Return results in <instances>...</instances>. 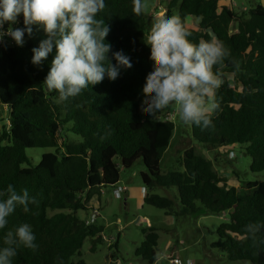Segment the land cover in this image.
Segmentation results:
<instances>
[{"label": "trees", "instance_id": "trees-1", "mask_svg": "<svg viewBox=\"0 0 264 264\" xmlns=\"http://www.w3.org/2000/svg\"><path fill=\"white\" fill-rule=\"evenodd\" d=\"M164 6L165 16L181 17L193 43L219 40L230 52L218 66L222 84L216 90L219 109L209 114L212 127L189 125L193 140L206 149L240 145L252 159L251 172H264V4L244 12L220 7V0H164ZM97 18L110 28L108 59L115 64L112 53L122 50L133 67L121 69L115 81L105 78L66 101L43 83L55 49L42 65L31 64L32 49L46 38L42 30L33 26L23 47L0 46V103L10 113L9 123L0 126V191L11 184L18 193L27 189L37 201L29 211L18 206L10 215L7 227L0 230V246L6 231L28 223L37 247H19L13 264H88L73 262L72 257L90 237L97 238L94 250L103 229L96 223L88 226L78 213L88 212L94 198L115 189L123 170L142 162L145 203L184 217L204 211L228 213L214 247L226 252L230 261L264 264V227L247 231L250 224L264 226V182H247L241 191L229 187L214 161L195 146L184 150V170L162 172L177 126L164 118L163 110L152 118L143 107V87L155 67L147 45L150 14L144 9L137 15L132 0H106ZM190 18L199 20V29L192 27ZM18 27H23L22 16ZM69 133L81 141L70 139ZM32 148L54 152L33 165L27 154ZM158 188H176L178 193L165 197L154 193ZM50 210L58 212L49 215ZM143 233L137 256L156 264L158 229L150 226Z\"/></svg>", "mask_w": 264, "mask_h": 264}, {"label": "clouds", "instance_id": "clouds-1", "mask_svg": "<svg viewBox=\"0 0 264 264\" xmlns=\"http://www.w3.org/2000/svg\"><path fill=\"white\" fill-rule=\"evenodd\" d=\"M132 3L133 11L140 15L143 0ZM105 6L106 0H0V45L10 39L23 47L25 35L33 34V26L42 30L46 38L32 49L31 64L42 65L55 49L43 83L49 91L58 93L60 101H66L105 78L115 81L121 69L133 67L131 58L122 50L112 53L115 64L108 59L112 46L106 37L110 28L103 18H97ZM21 16L23 27H15ZM191 35L178 14L155 19L147 36L155 67L143 87V107L154 118L160 111L178 105L184 124L207 129L212 127L209 114L219 109L216 90L222 79L218 66L230 52L222 41L193 43ZM36 203L27 189L18 193L9 184L0 191V230L7 227L8 218L18 206L27 212L29 205ZM260 227L264 226L250 224L247 231L255 233ZM35 239L28 223L6 231L0 246V264H13L21 246L35 249Z\"/></svg>", "mask_w": 264, "mask_h": 264}, {"label": "rangeland", "instance_id": "rangeland-1", "mask_svg": "<svg viewBox=\"0 0 264 264\" xmlns=\"http://www.w3.org/2000/svg\"><path fill=\"white\" fill-rule=\"evenodd\" d=\"M258 4H264V0H220V7L232 6L238 12L247 11ZM144 9L150 14L149 35L155 19L165 16L164 0L145 1ZM189 22L192 27L199 29L198 19L190 18ZM163 112L164 116L173 115L177 126L172 144L161 162L163 173L184 170L181 164L184 150L195 146L199 153L214 161L215 169L228 180L229 187L241 191L247 182H264V172H251L252 159L245 153V148L234 145L229 148L206 149L193 140L190 126L180 120L178 105L170 106ZM9 116L8 107L0 103V126L9 123ZM69 137L75 142L81 141L79 136L71 133ZM48 152H54V149L27 150L33 165H37ZM145 171L142 162L122 171L119 185L128 188L122 198L116 196L114 188L104 191L98 202L101 209L96 222L103 229L102 241L96 243L92 250L97 238L86 239L80 253L72 257L73 262L84 260L88 264H149L137 256V250L145 240L144 229L154 226L160 235L156 264H171V257L184 262L191 260L194 264H251L249 261H230L226 252L214 247L219 241L218 227L229 221L228 213L211 214L204 211L198 216L184 217L170 215L165 209L145 203L146 191H143L141 178V173ZM154 193L175 198L178 191L176 188H158ZM179 208L178 204L175 209L179 211ZM56 212L50 210L49 215ZM90 213L80 211L78 215L86 219Z\"/></svg>", "mask_w": 264, "mask_h": 264}, {"label": "built area", "instance_id": "built-area-1", "mask_svg": "<svg viewBox=\"0 0 264 264\" xmlns=\"http://www.w3.org/2000/svg\"><path fill=\"white\" fill-rule=\"evenodd\" d=\"M7 27H8V25L6 24L5 25V28H7ZM15 27H18V23L15 25ZM6 43H8L9 45H14V42H12L10 39H7L6 40ZM164 118L167 119V120H173V115L168 114V115L164 116ZM145 189L146 188H143V191H146ZM126 191H128V188L127 187L120 186V185H117L115 187V194H116V196L118 198H122L123 197V194L126 193ZM89 211L91 213L85 219V223L88 226L95 224L98 221V218L100 216L99 209H97L95 207H90V210ZM169 261H170L171 264H194L191 260H187L186 262H184L181 259H176V258H173V257H171L169 259Z\"/></svg>", "mask_w": 264, "mask_h": 264}, {"label": "crops", "instance_id": "crops-1", "mask_svg": "<svg viewBox=\"0 0 264 264\" xmlns=\"http://www.w3.org/2000/svg\"><path fill=\"white\" fill-rule=\"evenodd\" d=\"M7 107V106H6ZM119 185V184H118ZM101 199V198H100ZM100 199L99 200H97V198H94L93 200H92V204H91V207H95V208H97V209H101V206H100V204L98 203V202H100Z\"/></svg>", "mask_w": 264, "mask_h": 264}]
</instances>
